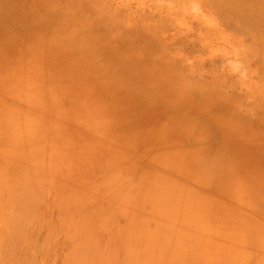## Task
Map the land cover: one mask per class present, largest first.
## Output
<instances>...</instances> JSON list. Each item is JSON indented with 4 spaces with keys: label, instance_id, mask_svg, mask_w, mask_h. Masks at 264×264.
<instances>
[{
    "label": "rangeland",
    "instance_id": "374dc122",
    "mask_svg": "<svg viewBox=\"0 0 264 264\" xmlns=\"http://www.w3.org/2000/svg\"><path fill=\"white\" fill-rule=\"evenodd\" d=\"M0 264H264V0H0Z\"/></svg>",
    "mask_w": 264,
    "mask_h": 264
}]
</instances>
